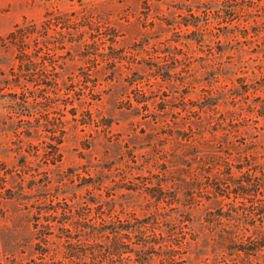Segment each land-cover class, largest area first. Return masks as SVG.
<instances>
[{
  "label": "rangeland",
  "instance_id": "1",
  "mask_svg": "<svg viewBox=\"0 0 264 264\" xmlns=\"http://www.w3.org/2000/svg\"><path fill=\"white\" fill-rule=\"evenodd\" d=\"M0 264H264V0H0Z\"/></svg>",
  "mask_w": 264,
  "mask_h": 264
},
{
  "label": "trees",
  "instance_id": "2",
  "mask_svg": "<svg viewBox=\"0 0 264 264\" xmlns=\"http://www.w3.org/2000/svg\"><path fill=\"white\" fill-rule=\"evenodd\" d=\"M49 15H46V18ZM51 21H46L42 24V27L45 28H51ZM38 27L35 24H26L21 26H16L15 29L8 34L6 37V40L14 46L16 50L15 55V61L16 65L14 68H11L10 70V76L7 80V82L12 83L14 87H19L23 81L27 83H35L34 80L35 74L34 72L37 71L39 65L36 62L32 61V57H36L37 52L36 50V44L37 41L35 39V35L37 33ZM32 43V46L35 45V49H30V44ZM55 70V68L53 69ZM37 76V74H36ZM45 80H47V77H44ZM46 81H42V84L46 85L47 83H44ZM25 93V92H24ZM23 91L21 93H11L10 96L16 101L14 104V107H10L13 110V114H17L19 117L22 116V113L17 112L19 107H24V104H26V97ZM18 107V108H15ZM16 110V111H15ZM60 142H57V144Z\"/></svg>",
  "mask_w": 264,
  "mask_h": 264
}]
</instances>
